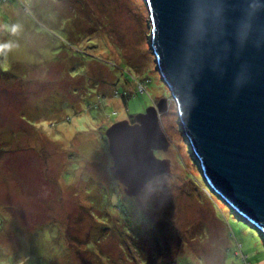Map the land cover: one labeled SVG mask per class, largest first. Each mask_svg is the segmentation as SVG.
<instances>
[{
  "label": "rangeland",
  "instance_id": "obj_1",
  "mask_svg": "<svg viewBox=\"0 0 264 264\" xmlns=\"http://www.w3.org/2000/svg\"><path fill=\"white\" fill-rule=\"evenodd\" d=\"M150 30L145 0H0L18 76H0V264H264V235L205 187ZM161 98L170 171L128 196L105 131Z\"/></svg>",
  "mask_w": 264,
  "mask_h": 264
},
{
  "label": "water",
  "instance_id": "obj_2",
  "mask_svg": "<svg viewBox=\"0 0 264 264\" xmlns=\"http://www.w3.org/2000/svg\"><path fill=\"white\" fill-rule=\"evenodd\" d=\"M151 51L201 175L264 235V0H145ZM166 99L105 131L128 196L170 171Z\"/></svg>",
  "mask_w": 264,
  "mask_h": 264
},
{
  "label": "trees",
  "instance_id": "obj_3",
  "mask_svg": "<svg viewBox=\"0 0 264 264\" xmlns=\"http://www.w3.org/2000/svg\"><path fill=\"white\" fill-rule=\"evenodd\" d=\"M7 16L10 17L9 15H7ZM9 24H11V23L8 22V24L5 25L6 28L8 27ZM9 74L12 75L11 76L12 78H15V79L18 78V76L12 71V69H9L8 72H3V71L0 70V76L9 77ZM139 91L142 92L140 89H139ZM124 97L125 96H123V98ZM131 118H133V117L131 116ZM204 181H205V179H204ZM204 183H205V187H206L207 190H209L212 194H214L216 196V198L219 199L221 202H224L217 194H215L211 190V188L207 185L206 182H204ZM128 209H129V211L126 210V214H123V212H122V213L119 214L118 217L121 218L120 220L123 221L121 225L123 227L124 232L126 234L128 233V234L132 235V237L134 238L135 237L134 236V232L137 231L138 228L143 229V228H145V226L148 225L147 224V218H146V216L143 215V213L140 210L135 211V210L132 209V207H130ZM234 216L238 219V217L235 214H234ZM129 218H130V220H129ZM144 221H145V223H144ZM251 226L252 225H250V227ZM156 239H158V237H156ZM163 264H165V263H163Z\"/></svg>",
  "mask_w": 264,
  "mask_h": 264
}]
</instances>
